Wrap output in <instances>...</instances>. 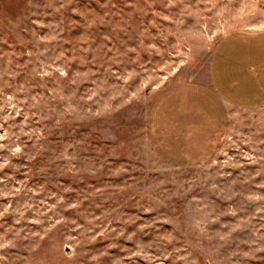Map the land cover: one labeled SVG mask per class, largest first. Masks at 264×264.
<instances>
[{
  "label": "rangeland",
  "instance_id": "rangeland-1",
  "mask_svg": "<svg viewBox=\"0 0 264 264\" xmlns=\"http://www.w3.org/2000/svg\"><path fill=\"white\" fill-rule=\"evenodd\" d=\"M259 31L264 0H0V264H264V107L219 130L198 84L230 34L248 84Z\"/></svg>",
  "mask_w": 264,
  "mask_h": 264
},
{
  "label": "crops",
  "instance_id": "crops-1",
  "mask_svg": "<svg viewBox=\"0 0 264 264\" xmlns=\"http://www.w3.org/2000/svg\"><path fill=\"white\" fill-rule=\"evenodd\" d=\"M233 36H235V34H230L217 44L211 55L207 69L201 77V81L198 83L201 85L205 84L207 87L212 88L213 92L218 97V102L221 103L222 107L225 108L227 112V120L219 130L224 128L230 114L233 113L235 109H259L264 107V85L261 82L262 77H259V73L254 72V77L252 79L249 78V73L251 71H256L257 67L260 68V62L262 63V57H264V55L261 54V50L264 47L261 48V44L249 46L251 51L252 48H254L258 50V53L255 52V55H252L254 58L253 61L255 62L252 64V61H250V63H248L250 67L245 65L246 68L244 71L248 84L243 83L241 86L237 78L240 76L241 71L238 67L237 70H235L231 62H229L233 60L232 58L234 57V45H228L227 41ZM245 36H248V39L255 40V42L264 43V32L262 31L246 34ZM224 45L225 47L222 51L221 48ZM253 65L256 66L255 69H253ZM261 73L264 74V72ZM247 85H250L252 89L246 88L248 87Z\"/></svg>",
  "mask_w": 264,
  "mask_h": 264
}]
</instances>
